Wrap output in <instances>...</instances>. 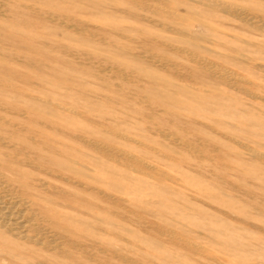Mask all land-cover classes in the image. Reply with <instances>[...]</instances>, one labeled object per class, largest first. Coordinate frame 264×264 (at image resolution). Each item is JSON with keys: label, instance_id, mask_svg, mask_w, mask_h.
I'll list each match as a JSON object with an SVG mask.
<instances>
[{"label": "rangeland", "instance_id": "rangeland-1", "mask_svg": "<svg viewBox=\"0 0 264 264\" xmlns=\"http://www.w3.org/2000/svg\"><path fill=\"white\" fill-rule=\"evenodd\" d=\"M212 1L0 0L1 130L28 141L24 125L85 166L16 156L36 209L72 228L42 219L58 252L26 251L49 264H264V0ZM6 187L3 207L27 221Z\"/></svg>", "mask_w": 264, "mask_h": 264}, {"label": "bare ground", "instance_id": "bare-ground-1", "mask_svg": "<svg viewBox=\"0 0 264 264\" xmlns=\"http://www.w3.org/2000/svg\"><path fill=\"white\" fill-rule=\"evenodd\" d=\"M204 1H206L207 4H212V5L216 4L212 0H204ZM220 7H226V6H220ZM225 9H228V7H226ZM2 70H5V69L3 68ZM0 107H1V104H0ZM31 113H32V116H34L33 115L34 113L33 112H31ZM31 113H30V115H31ZM22 116L23 115H21V117ZM27 119H30V118H27ZM39 119H41V118H39ZM34 122H36V121H34ZM0 124L9 125L7 122L3 121V117H1V116H0ZM23 126L20 127V129L19 128H17V129H19L20 135H21V133H23V134H27V136H29L28 141L27 140H19V137H17V135H16V132L18 133L17 130H16V132L13 129L9 130V131L8 130L5 131V130H1L2 128H0V146L5 145L7 148L12 149L13 151H14V149L18 151V153H16V154L14 152L15 155H13L12 153H10V151H8V153H7V150L4 151L5 148L3 150L0 149V183H5L8 186V187H6L7 189L5 191H4L5 188L4 189L2 188L4 193H12L13 191L14 192L17 191V193L18 192L23 193L22 194L23 195V197H22L23 202L22 203L26 206L25 207V211H26L25 217H27V221H21L20 219H18L20 216L18 218L12 217L11 215H13L14 213L11 214L12 213L11 211H6L7 206L5 208L3 207V205H2L3 200L1 201V199H3V198L0 197V264H5V262H7L6 264H49V263H51L49 261V259L40 258L42 256H39V254H37L38 252L36 253L35 250L34 251L31 250L29 252L25 250L26 248H27V250H29L28 248L33 249V247H45L46 246L45 248H49V250L58 252L59 244H57L54 240H48V239L46 240L44 238L45 235H43V233H42V227H43L42 219L48 220L49 225H51L52 228L54 227L55 229H58V231H59L58 235H60L62 237H64L65 232H68L69 228L70 229H72V228L65 221L59 220L62 218V216L60 215L61 213H59V212L57 213L55 210H49L47 208H46V210H44V208H39V209L37 208L36 209L37 205H36L35 201H36L37 196H36L35 191H34L35 185H33V182L32 183L30 181L28 182L27 181L28 179L26 180L27 175L24 174L23 172H21L20 169L16 168V166H15L16 161L15 160L17 159L18 155L21 154L22 155L21 161L23 163L35 164L37 166L46 167L50 171L68 170L67 167H68L69 162H73L74 164H77V165L79 164V166L82 165V163L80 162L79 158L74 153H72L69 149L66 148V146L63 145L64 143L61 144V143L55 141L53 138L51 139V138L45 136L44 134L42 135V133L39 134V133H37V131H33L32 129H29V128H26ZM45 127H47V126H45ZM51 129H53V127ZM54 131H55V129H54ZM62 132H63V130H62ZM59 134H61V133H59ZM59 134L57 133V135H59ZM82 166H84V165H82ZM19 167H21V165ZM78 174H80V173H78ZM77 177H79V176H77ZM36 191H37V189H36ZM4 196H6L4 198H7V200H9L8 199L9 197H7V195H4ZM18 196H20V195H18ZM39 197H40V195H39ZM12 198L14 199V197H12ZM15 200H17V199L15 198ZM9 207H11V206H9ZM20 212L18 214H20ZM15 214H17V213L15 212ZM16 216H18V215H16ZM21 218H23V214H22ZM28 221H35V225L34 226L30 225V226L26 227L25 222H28ZM32 224H34V223H32ZM26 228L29 231H33L34 235H32V234L29 235L28 233L25 234L24 230H26ZM55 231L57 232V230H55ZM75 233H76V231H75ZM38 235H41L42 239L39 238ZM72 238H74V237H72ZM80 246L82 247L83 245H80ZM122 259L123 258H121V260Z\"/></svg>", "mask_w": 264, "mask_h": 264}]
</instances>
